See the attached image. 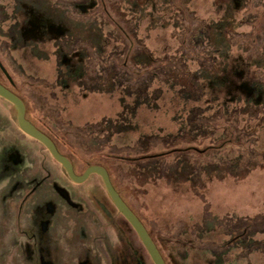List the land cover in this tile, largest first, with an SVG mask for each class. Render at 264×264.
Wrapping results in <instances>:
<instances>
[{"label":"rangeland","instance_id":"obj_1","mask_svg":"<svg viewBox=\"0 0 264 264\" xmlns=\"http://www.w3.org/2000/svg\"><path fill=\"white\" fill-rule=\"evenodd\" d=\"M9 1L0 61L77 172L109 170L167 264H264V0ZM16 173L59 174L88 204L56 211L55 264H154L117 208L87 198L105 195L99 175L69 181L2 97L0 264H51L38 208L3 196Z\"/></svg>","mask_w":264,"mask_h":264},{"label":"flooded vegetation","instance_id":"obj_2","mask_svg":"<svg viewBox=\"0 0 264 264\" xmlns=\"http://www.w3.org/2000/svg\"><path fill=\"white\" fill-rule=\"evenodd\" d=\"M12 2H15V1L14 0L9 1V3H12ZM26 3H25V7H26L27 11L30 12L28 10V8L31 7L32 1H28ZM15 4L17 6L19 5L18 0H16ZM4 9H6V8L4 7ZM2 10H3V7H2ZM32 19H33V17H32ZM46 19H47V16L41 17V20L46 21ZM37 25L40 26L39 24H37ZM54 141H56V140H54ZM55 143L59 147L57 141ZM73 166H74L76 173H78L76 170V167H75V163H73ZM63 170H64V168H63ZM64 174H65V176H67L69 181L74 182L69 177V175L67 174V172L65 170H64ZM78 174H80V173H78ZM20 176H22V178H20ZM46 176L49 177V175L46 174V175H42L41 176L42 178H40V179H35L33 177L28 178V176H26L25 173H16L14 176H11L9 185L7 186L8 192L4 196H7V195L12 196V195L18 194L19 191L25 192L27 194V200L26 201H30L28 203L29 205L27 206V208H38L36 210L37 214L35 216L34 221H35L36 228L42 229V231H43V233H42V235H40V237L44 240V247L43 248L41 247L42 253L40 250L36 251V253L39 252V255L43 258L44 261L49 262L51 264H55L53 262V260L50 259V257H49L50 251H51L50 247L52 244H55L54 238H52L49 230L53 228L54 224L58 223V220L55 219L56 216H58L56 214V211L60 208H73L72 209L73 214H76V212H78L76 210L77 208L78 209L88 208V204L86 203V201L84 200V198L82 196H78L74 192V190L69 188L66 179L63 178L61 175L56 174L52 179L46 178ZM110 176H111V174H110ZM100 179H101V182L103 184L101 177H100ZM49 180H51V182ZM86 181H84V182H86ZM42 186H44V188L42 190L39 189V187H42ZM103 186H104V184H103ZM105 191H106V189H105ZM106 193H107V191H106ZM85 195H86V193H85ZM107 196H108V194H107ZM87 198L92 202V204L94 205L95 208H98L107 218L112 219V208L113 207L110 205V203L108 202V199L106 198L105 195H103V197H100V198L97 197L94 200L90 199L88 196H87ZM109 199H110V197H109ZM50 208H54L53 215H52L53 219H51V217H50ZM34 237L35 236L32 237V240H34ZM87 255L88 256L86 257L85 261L87 262V264H92L93 260H92L91 256L89 254H87ZM79 262L81 264H83L84 261L80 259Z\"/></svg>","mask_w":264,"mask_h":264},{"label":"water","instance_id":"obj_3","mask_svg":"<svg viewBox=\"0 0 264 264\" xmlns=\"http://www.w3.org/2000/svg\"><path fill=\"white\" fill-rule=\"evenodd\" d=\"M0 97L4 98L12 104L17 124L21 131L42 143L52 155V157L61 164V166L74 182L83 183L92 174H97L100 176L111 201L113 202L117 210L124 216V218L136 231L145 248L147 249L150 257L152 258L154 264H167L158 245L154 241L143 221L124 200L117 188L114 186L108 169L102 164H91L85 169L83 173H76L70 158L59 150L55 141L46 132L40 129L27 117V106L22 97L8 88L6 85H4L1 81ZM138 264L143 263L139 261Z\"/></svg>","mask_w":264,"mask_h":264},{"label":"trees","instance_id":"obj_4","mask_svg":"<svg viewBox=\"0 0 264 264\" xmlns=\"http://www.w3.org/2000/svg\"><path fill=\"white\" fill-rule=\"evenodd\" d=\"M0 70L6 75V77L9 79V81H10V85L9 84H7V83H5L4 81H2L1 79H0V81L4 84V85H6L8 88H10L11 90H13L15 93H17V94H19L17 91H16V89L12 86V78H11V76L9 75V73L7 72V70L4 68V66H3V64L1 63V61H0ZM26 115H27V117L32 121V122H34L36 125H37V123L35 122V120L33 119V118H31L30 117V114H29V109H28V106H27V111H26ZM38 126V125H37ZM44 132H47V131H44ZM51 138H53L49 133H47ZM53 140H55L54 138H53ZM56 142V141H55ZM59 148V150L62 152V153H64V151H62L61 150V148L60 147H58ZM65 155H67L71 160H72V162L74 163V160L72 159V157L70 156V155H68V154H66V153H64ZM89 166V165H88ZM87 166V167H88ZM87 167H85V169L87 168ZM85 169L83 170V172L85 171ZM94 175H96V174H94ZM97 176V175H96ZM99 177V176H98ZM100 178V177H99ZM105 190V189H104ZM118 190V189H117ZM119 191V190H118ZM120 192V191H119ZM120 194H121V192H120ZM105 195H106V198L108 199V202L110 203V205L113 207V208H116L114 205H113V203L111 202V200L109 199V197L107 196V194H106V191H105ZM122 195V194H121ZM161 251V250H160ZM162 253V252H161ZM163 255V254H162ZM137 260V264L139 263V261L140 262H142V260H141V258H137L136 259ZM166 260V259H165ZM143 263V262H142Z\"/></svg>","mask_w":264,"mask_h":264},{"label":"crops","instance_id":"obj_5","mask_svg":"<svg viewBox=\"0 0 264 264\" xmlns=\"http://www.w3.org/2000/svg\"><path fill=\"white\" fill-rule=\"evenodd\" d=\"M51 19H52V17H48V19H46V20H51ZM58 175H59V174H58ZM38 176H39V178H37ZM41 176H42V174H40V173H39V174H35V173H34L32 177L35 178V179H40V178H42ZM7 188H8V187H7ZM7 188H6V192H5V194H7V192H8V191H7V190H8ZM43 188H44V186L39 187V189H41V190H42ZM39 189H38V190H39ZM5 194H4V195H5ZM4 195H3V196H4Z\"/></svg>","mask_w":264,"mask_h":264}]
</instances>
